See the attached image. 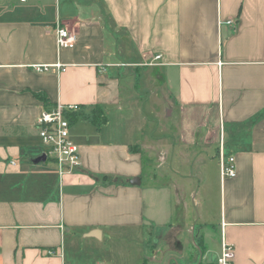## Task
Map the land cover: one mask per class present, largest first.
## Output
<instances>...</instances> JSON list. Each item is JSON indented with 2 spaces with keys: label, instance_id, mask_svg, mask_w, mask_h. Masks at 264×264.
<instances>
[{
  "label": "crops",
  "instance_id": "crops-1",
  "mask_svg": "<svg viewBox=\"0 0 264 264\" xmlns=\"http://www.w3.org/2000/svg\"><path fill=\"white\" fill-rule=\"evenodd\" d=\"M57 25L73 48L57 46ZM57 104L80 107L81 166L65 175L32 162L46 152L37 118ZM220 148L236 173L218 181L217 241L203 224L191 260L217 264L223 224L231 264H264V0H0V264H155L146 231L169 227L167 248L172 215L145 214L130 180L152 157L178 176L176 220L193 234L185 182L208 186Z\"/></svg>",
  "mask_w": 264,
  "mask_h": 264
},
{
  "label": "rangeland",
  "instance_id": "rangeland-1",
  "mask_svg": "<svg viewBox=\"0 0 264 264\" xmlns=\"http://www.w3.org/2000/svg\"><path fill=\"white\" fill-rule=\"evenodd\" d=\"M142 89L143 88L140 87V91H143ZM152 158L154 161L153 164L146 167L141 173L140 178H136L141 181V186L144 189L145 214L148 213V209L151 207H153V210L155 209V214H160L164 209L169 210L172 215L170 223L173 225L172 227H174L173 231H175L176 238L173 240L170 239L171 242L166 248L164 243L165 239L163 237L165 235L162 236V233L166 234L169 227L154 225V232L152 235H149L148 231H146L145 239L146 242L151 244V247L144 248V251L147 255L153 254L155 256V264H164L166 260L172 256L183 257L186 261L191 260L193 255H199V250L197 248L199 246V240L197 235L203 224H206L207 231L212 232V240L217 241L218 239V234L213 232L212 226L216 225L219 220L218 181L219 178H221L220 171L217 167H214L208 186H204L203 180H200L199 178H191L188 179L189 181L185 182L186 187L184 191H186V194L184 196V203L187 215L185 222L188 224L189 221V223H191V228H194L192 234L188 233L187 229L182 228L181 226L179 227L180 223L176 220V215H178L179 211L176 204L178 198L177 193H179L180 190L177 187L181 181L178 179V176H173L165 167H161V165L159 166V162L154 160L155 157ZM49 161L50 160L47 162ZM172 165L173 167H176L174 163ZM189 170V168L187 170L183 169L182 172L187 173ZM102 179L104 180V177ZM134 179L135 178L131 179L130 182ZM190 192H192L191 195ZM136 232L137 231L133 234L135 238L137 234ZM157 236L159 238H156ZM158 241L159 243H157ZM177 242L181 244L180 249L176 248ZM121 245H126L127 250L130 251L127 259L130 262H134V256L139 253L136 241L131 240L130 242L122 243ZM132 256L134 259H132ZM179 263L182 264L181 261H179ZM189 264H196V260H191ZM199 264L208 263L201 262Z\"/></svg>",
  "mask_w": 264,
  "mask_h": 264
},
{
  "label": "built area",
  "instance_id": "built-area-1",
  "mask_svg": "<svg viewBox=\"0 0 264 264\" xmlns=\"http://www.w3.org/2000/svg\"><path fill=\"white\" fill-rule=\"evenodd\" d=\"M24 2L25 0H20ZM56 43L59 48L71 49L76 44V34L60 25L55 29ZM161 59V55H155L151 61L155 62ZM58 69L60 66H56ZM38 72L47 70L45 66H36ZM105 69H99L104 72ZM78 105L57 104L52 109H44L40 112L36 129L38 136L44 146L47 158L55 161L59 175L71 174L81 166L78 146L70 138L69 119L74 113L78 112ZM220 176L224 178H233L235 176V160L232 156L225 155L220 148L219 152ZM221 244L220 255L216 261L217 264H231L234 257V248L227 243L224 238L223 224L221 226ZM47 254L53 255V250H47Z\"/></svg>",
  "mask_w": 264,
  "mask_h": 264
},
{
  "label": "trees",
  "instance_id": "trees-1",
  "mask_svg": "<svg viewBox=\"0 0 264 264\" xmlns=\"http://www.w3.org/2000/svg\"><path fill=\"white\" fill-rule=\"evenodd\" d=\"M77 117L78 115H73V116H70L69 119L70 121H74L75 119H77ZM89 119L91 123H93L96 127H100L101 125L105 124L107 121L105 114L98 107H95L93 109V112Z\"/></svg>",
  "mask_w": 264,
  "mask_h": 264
},
{
  "label": "water",
  "instance_id": "water-1",
  "mask_svg": "<svg viewBox=\"0 0 264 264\" xmlns=\"http://www.w3.org/2000/svg\"><path fill=\"white\" fill-rule=\"evenodd\" d=\"M46 160H47L46 154H41L37 156L36 158H34L32 162L34 165H38L39 163H44ZM139 183L140 181L136 178L130 182L131 185H139Z\"/></svg>",
  "mask_w": 264,
  "mask_h": 264
}]
</instances>
